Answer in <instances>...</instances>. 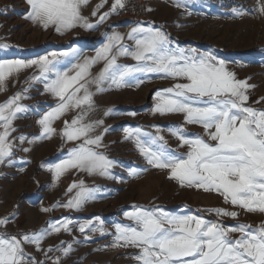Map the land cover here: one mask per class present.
I'll list each match as a JSON object with an SVG mask.
<instances>
[{
    "label": "snow or ice",
    "instance_id": "obj_1",
    "mask_svg": "<svg viewBox=\"0 0 264 264\" xmlns=\"http://www.w3.org/2000/svg\"><path fill=\"white\" fill-rule=\"evenodd\" d=\"M89 2L26 0L29 11L25 18L44 30L52 28L57 34L65 35L77 27L99 30L125 7V0H114L108 11L99 14L107 3L103 0L93 13L96 16L93 23L82 15V9ZM195 2L176 0L178 7L186 9ZM231 11L237 16L246 12L264 15V0H257L252 9L233 5ZM117 27L111 26L103 34L104 42L93 56L85 55L80 47L69 46L68 50L48 51L34 58H0V89L6 88L10 77L36 68L39 74L28 83L42 84L43 94L55 100L38 120L39 135L21 136L20 143L52 138L57 135L54 123L69 112L79 110L70 120H63L59 133L73 147L59 162L49 164L48 171L57 182L70 170L115 178L112 170L117 161L107 154L108 146L103 140L108 129L102 119L88 118L97 110L94 97L109 87L136 86L151 78L169 79L174 83L155 91L151 111L161 116L182 115L184 123L163 128L153 126L154 133L129 127L125 129L126 139L134 143L148 167L165 171L168 179L179 187L213 192L227 204L264 215V109L247 103L249 89L254 86L237 78L227 62L213 51L182 47L162 27L137 22L126 35L115 31ZM125 39L131 44L124 43ZM8 47L0 44V50ZM121 57L135 63H119ZM98 65L102 67L94 73ZM25 98L30 97L17 93L0 104V164L11 163L14 143L9 137L17 131L13 122L18 114L29 111L20 103ZM111 113L112 109L105 111V115ZM185 125L198 126L203 134L188 133ZM164 131L186 151L170 148L162 134ZM147 171L148 168L131 169L130 175ZM68 191L74 192L73 196L57 207L80 211L101 189L90 188L80 180ZM205 211L217 217L237 219L239 216L236 211L222 208ZM199 212L133 205L122 212L132 223H115L113 233L107 232L99 217L95 218L99 226L93 221L78 222V230L86 240L90 239L89 232H99L112 236L113 247L136 249L129 258L137 264H264V223L255 228L246 223L225 226L206 219ZM9 222L0 220V226ZM72 223V218L62 217L49 222V228L38 233H0V264H36L24 251V244L39 245L49 232H69Z\"/></svg>",
    "mask_w": 264,
    "mask_h": 264
},
{
    "label": "rangeland",
    "instance_id": "obj_2",
    "mask_svg": "<svg viewBox=\"0 0 264 264\" xmlns=\"http://www.w3.org/2000/svg\"><path fill=\"white\" fill-rule=\"evenodd\" d=\"M128 1L125 0V5ZM102 2L90 0L82 9V15L95 23L93 13ZM112 3L114 0H107L99 14L108 11ZM256 3L257 0H196L186 9L178 7L176 0H146L149 18L139 23L162 27L182 47L213 51L227 62L229 70L237 78L254 86L249 89L247 103L256 109H264V15L246 12L237 16L231 11L233 5L252 9ZM28 11L26 0H0V44L9 46L0 50V58H34L48 51L68 50L69 46L80 47L85 50V55L93 56L104 42L103 34L109 32L111 26L118 25L115 31L126 35L137 23L113 15L99 30L88 31L77 27L59 35L52 28L44 30L31 23L25 18ZM124 43L130 45L131 41L125 39ZM118 62L135 63L123 57ZM101 67L98 65L93 72H98ZM38 74L36 68L24 70L10 77L6 88L0 89V104L17 93L30 97L20 101L29 111L18 114L13 122L17 131L9 137L14 143L11 163L0 164V220L10 221L0 226V233H38L49 228V222L62 217L72 218L73 221L69 232H49L39 245L24 244V251L36 264H137L129 258L136 249L113 247L112 236L100 235L99 232H89L90 239L86 240L78 230V222L93 221L99 226V221L95 219L99 217L107 232L113 233L115 223H132L125 219L122 212L130 210L133 205H158L170 211L181 208L194 212L200 210L199 214L206 219L216 220L225 226L246 223L255 228L264 223V215L227 204L216 193L179 187L168 179L165 171L148 167L134 143L126 139L125 129L129 127H140L144 132L154 133L153 126L163 128L184 123L182 115L161 116L151 111L155 91L170 87L174 81L169 79L151 78L136 86L109 87L94 97L97 110L88 118L102 119L108 129L103 140L108 146L105 151L117 161L112 170L115 178L88 176L70 170L59 182L55 181L47 166L59 162L73 147L71 142L65 143L59 133L63 120H70L79 110L69 112L54 123L57 135L52 138L20 143L18 138L21 136L32 138L39 135L38 120L47 106L55 103L50 95L43 94L42 84L28 83L31 77ZM107 109H112V113L105 115ZM132 112L135 115L128 114ZM185 127L188 133L203 134V129L198 126ZM162 134L170 148L186 151L178 147L179 142L167 131ZM143 168H148V171L138 176L130 175L131 169ZM80 180H84L88 187H98L101 191L94 194L95 198L80 211L57 207L66 204L73 196L74 192L68 189ZM216 208L236 211L239 216L237 219L217 217L205 211Z\"/></svg>",
    "mask_w": 264,
    "mask_h": 264
},
{
    "label": "built area",
    "instance_id": "obj_3",
    "mask_svg": "<svg viewBox=\"0 0 264 264\" xmlns=\"http://www.w3.org/2000/svg\"><path fill=\"white\" fill-rule=\"evenodd\" d=\"M117 17L119 19H129L137 22L148 20L149 12L146 0H129L125 7L120 10V14Z\"/></svg>",
    "mask_w": 264,
    "mask_h": 264
}]
</instances>
